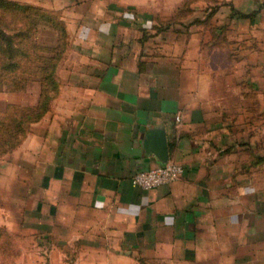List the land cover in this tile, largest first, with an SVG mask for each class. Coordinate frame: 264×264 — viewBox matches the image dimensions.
<instances>
[{"label": "crops", "instance_id": "crops-1", "mask_svg": "<svg viewBox=\"0 0 264 264\" xmlns=\"http://www.w3.org/2000/svg\"><path fill=\"white\" fill-rule=\"evenodd\" d=\"M82 2L51 111L0 155L13 214L98 264H264V0ZM165 163L177 180L130 183Z\"/></svg>", "mask_w": 264, "mask_h": 264}, {"label": "rangeland", "instance_id": "rangeland-1", "mask_svg": "<svg viewBox=\"0 0 264 264\" xmlns=\"http://www.w3.org/2000/svg\"><path fill=\"white\" fill-rule=\"evenodd\" d=\"M25 6L23 10L0 9V30L11 35L16 31L27 30L28 38L19 39L12 37L11 48H16L17 41L25 50L26 56L14 55L6 58L0 53V65L9 63L16 64L17 68L24 69L26 76L32 78L30 67L38 60L41 65L51 64L52 71L45 69L46 79L43 77L41 85L35 82L15 85V91H5L0 86V109H3L5 101H14L18 105L31 106L36 104L39 96L40 86L47 96L45 101L46 111L36 120L38 121L45 113L51 111L52 102L56 93L60 90L58 77L67 75L69 61L74 59L71 51L76 47V40L73 34L74 19L79 12L86 11L90 4L82 0H7ZM107 0L105 5L111 6H134V7H157L159 10H166L171 5L165 6L164 0ZM184 20H166L159 22L162 30L167 26L180 29ZM180 25V26H178ZM166 26V27H165ZM182 27V26H181ZM5 43L0 40V46ZM38 55V58L35 57ZM35 62V63H34ZM9 67V66H8ZM29 69V70H28ZM15 72V71H13ZM19 70L15 72L18 74ZM35 74V73H34ZM36 77V76H34ZM34 121V122H36ZM34 122H30L34 123ZM29 124V125H30ZM0 159V164H2ZM254 171H260L255 167ZM262 180L257 178L258 184H264V164ZM261 181V182H260ZM6 180L4 173H0V264H95L100 260L95 259L91 252H86L85 244L75 241L60 242L56 237L38 235L24 225H21L19 214H13L12 204L7 201L5 193ZM142 264H152L142 262Z\"/></svg>", "mask_w": 264, "mask_h": 264}, {"label": "trees", "instance_id": "trees-1", "mask_svg": "<svg viewBox=\"0 0 264 264\" xmlns=\"http://www.w3.org/2000/svg\"><path fill=\"white\" fill-rule=\"evenodd\" d=\"M24 7L25 6H22L18 3H12L7 0H0V9L23 10ZM27 36L28 33L26 29L16 31L14 34L11 35H7L4 31L0 30V40L5 43L3 45L4 47L0 46V53H2L3 56H5L6 58H11L13 54L25 57L26 52L20 46L19 41H17V46L14 49L11 48L12 46L10 44L12 37L26 39L28 38ZM35 57L38 58V55H35ZM35 62V64L30 67V69H33V71L29 72L31 76H33L32 78L26 76L24 74L26 73L25 70H22V68L20 67L17 68L18 66L16 64H13L12 66H10V62L7 64H1L0 86H2L5 91L10 92L16 90L15 85H17V83L19 82L21 84H24L29 83L31 81L41 85L43 77L45 79L47 77V73H45L43 77L42 74L44 73V71L46 72L47 69H49V71L51 72L52 65H41L40 62L38 63V60ZM18 70V74L15 75V72ZM42 89L43 87L40 86L38 100L34 105L24 106L13 103H7L5 104L3 109H0V155L14 148L20 141L22 135L26 130V127L29 126L30 122L36 121L40 117V115L46 111L45 101L47 96L45 94V91L43 92Z\"/></svg>", "mask_w": 264, "mask_h": 264}, {"label": "built area", "instance_id": "built-area-1", "mask_svg": "<svg viewBox=\"0 0 264 264\" xmlns=\"http://www.w3.org/2000/svg\"><path fill=\"white\" fill-rule=\"evenodd\" d=\"M181 173V165L165 163L147 170L136 171L130 177V183L141 189H150L177 180Z\"/></svg>", "mask_w": 264, "mask_h": 264}, {"label": "water", "instance_id": "water-1", "mask_svg": "<svg viewBox=\"0 0 264 264\" xmlns=\"http://www.w3.org/2000/svg\"><path fill=\"white\" fill-rule=\"evenodd\" d=\"M144 143H145V147H150L156 152L161 162H165L166 146H165L164 135L161 131L156 130L148 134L146 136Z\"/></svg>", "mask_w": 264, "mask_h": 264}]
</instances>
